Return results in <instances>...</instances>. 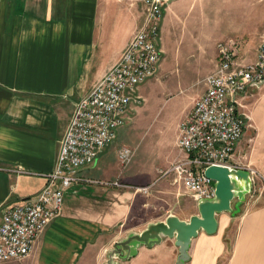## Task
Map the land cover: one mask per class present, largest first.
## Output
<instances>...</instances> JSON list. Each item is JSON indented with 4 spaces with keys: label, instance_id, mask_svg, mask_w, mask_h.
<instances>
[{
    "label": "crops",
    "instance_id": "obj_1",
    "mask_svg": "<svg viewBox=\"0 0 264 264\" xmlns=\"http://www.w3.org/2000/svg\"><path fill=\"white\" fill-rule=\"evenodd\" d=\"M141 1L0 0V221L3 208L45 187L76 104L142 24ZM180 23L192 25L200 58L211 51L215 60L217 43L229 40L238 44V60L247 65L254 62L264 31V0H168L161 42ZM147 84L140 86L141 95ZM241 101L250 126L231 163L254 166L258 185L243 201L234 199L230 211L216 215L214 234L198 232L186 264H264V86L248 88ZM124 133V127L118 129L117 137ZM122 145L116 138L78 172L81 181L64 192L60 216L28 257L1 264H104L116 243L168 215L184 222L198 215L197 203L169 179L158 181L150 195L135 192L153 182L122 170L116 154ZM135 250L120 264H177L179 255L175 239L167 237Z\"/></svg>",
    "mask_w": 264,
    "mask_h": 264
},
{
    "label": "built area",
    "instance_id": "obj_2",
    "mask_svg": "<svg viewBox=\"0 0 264 264\" xmlns=\"http://www.w3.org/2000/svg\"><path fill=\"white\" fill-rule=\"evenodd\" d=\"M144 17L119 59L76 104L60 143L55 168L45 176V187L33 198L3 208L0 221V264L20 261L35 248L47 226L60 216L64 192L81 181L78 172L92 165L117 138L118 129L131 122L143 103L140 86L155 77L160 67L161 21L168 0H142ZM205 91L178 127L176 146L180 158L161 173L171 177L195 203L214 197V182L205 168L222 166L249 172L252 189L258 175L231 163L236 147L250 126L241 96L248 88L264 86V31L254 62L238 60V44L216 45L214 70L204 79ZM117 160L127 167L134 150L122 145ZM112 186L127 188L119 182ZM152 185L135 192L148 195ZM251 189V192H252ZM250 192V193H251Z\"/></svg>",
    "mask_w": 264,
    "mask_h": 264
},
{
    "label": "rangeland",
    "instance_id": "obj_3",
    "mask_svg": "<svg viewBox=\"0 0 264 264\" xmlns=\"http://www.w3.org/2000/svg\"><path fill=\"white\" fill-rule=\"evenodd\" d=\"M193 32L192 25L181 26L180 23L171 29L169 39L162 38L159 70L146 82V91L141 95L143 103L124 127L127 133L117 137L118 143L134 150L130 164L121 167L122 170L137 171L140 179L153 182L152 190L158 181L165 179L179 187L171 177L161 173L180 158L176 146L178 127L185 118L186 108L191 109L194 100L205 89L203 79L215 67L211 51H202L200 58L198 48L193 45L196 42ZM251 168L256 170L254 166ZM257 185L258 180H255L254 187ZM179 193L183 192L180 190ZM186 197L194 202L190 196Z\"/></svg>",
    "mask_w": 264,
    "mask_h": 264
},
{
    "label": "water",
    "instance_id": "obj_4",
    "mask_svg": "<svg viewBox=\"0 0 264 264\" xmlns=\"http://www.w3.org/2000/svg\"><path fill=\"white\" fill-rule=\"evenodd\" d=\"M204 176L214 182V197L201 199L197 202L198 215L190 217L188 222L179 220L174 215H168L163 222L149 225L145 231L131 235L122 242L116 243L108 252L104 264H118L127 261L135 254L139 245L152 247L161 242L162 237L174 238L178 247L177 264H186L191 240L199 231L212 235L217 230L216 215L230 211L234 199L243 201L251 192L252 182L249 172L222 166H209L204 170Z\"/></svg>",
    "mask_w": 264,
    "mask_h": 264
}]
</instances>
